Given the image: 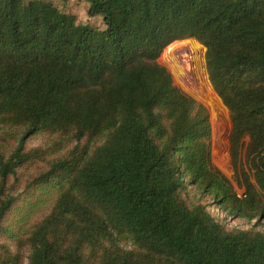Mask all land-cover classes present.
<instances>
[{"label": "trees", "instance_id": "trees-1", "mask_svg": "<svg viewBox=\"0 0 264 264\" xmlns=\"http://www.w3.org/2000/svg\"><path fill=\"white\" fill-rule=\"evenodd\" d=\"M69 1L0 0V264H264V231L227 229L191 192L264 220V0H82L101 29ZM185 39L228 112L240 195L208 110L158 62ZM37 135L50 144L25 149Z\"/></svg>", "mask_w": 264, "mask_h": 264}, {"label": "rangeland", "instance_id": "rangeland-1", "mask_svg": "<svg viewBox=\"0 0 264 264\" xmlns=\"http://www.w3.org/2000/svg\"><path fill=\"white\" fill-rule=\"evenodd\" d=\"M60 8L74 15L78 24L90 25L97 29L102 28L100 18H89L87 16V5L86 2L82 0H70L65 5L60 6ZM185 40L189 41H177L176 44L172 46V49L176 52L174 57L171 53H161L158 62L171 74L173 82L177 87L208 110L211 128L212 163L231 181L234 189L240 195L243 190L237 186L233 178V171L228 154L229 133L231 130L228 112L226 113L220 101L217 100L210 90L211 85L207 78L204 62L205 49H198L197 45L190 41V39ZM50 139L51 138L46 135L33 136L25 140L24 148L34 149L41 147L45 149V147L50 144ZM39 166L40 163L31 165L24 173V176L15 184V188L13 187L12 191L18 189V191L21 192V183L23 180L25 179V181H27L31 179V177L37 175L40 171ZM11 180L12 178L9 182ZM191 192L195 194L200 203L205 206L208 213L217 218L227 229L249 230L254 228L257 231H264V220H261L258 224L255 220L246 221L233 218L228 216L218 206L214 205L208 196H199L193 189H191ZM0 244H4L8 246L9 249L14 250V244L1 234ZM120 246L124 249L131 248L130 243H120ZM22 256L21 264H27L26 250H22Z\"/></svg>", "mask_w": 264, "mask_h": 264}, {"label": "bare ground", "instance_id": "bare-ground-1", "mask_svg": "<svg viewBox=\"0 0 264 264\" xmlns=\"http://www.w3.org/2000/svg\"><path fill=\"white\" fill-rule=\"evenodd\" d=\"M174 44H176V42L175 43H172L171 45H169L166 49H165V51L163 52V54L164 53H171V54H173V57L176 55V52L172 49V46L174 45ZM198 47V46H197ZM198 49H200L199 47H198ZM202 51V50H201ZM210 87V86H209ZM210 90H211V88H210ZM212 91V90H211ZM213 93V92H212Z\"/></svg>", "mask_w": 264, "mask_h": 264}]
</instances>
